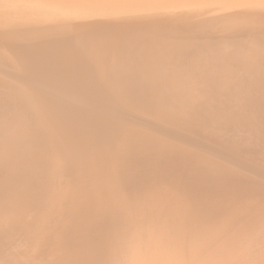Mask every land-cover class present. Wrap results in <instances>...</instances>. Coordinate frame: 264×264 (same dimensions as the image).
<instances>
[{
	"label": "bare ground",
	"instance_id": "6f19581e",
	"mask_svg": "<svg viewBox=\"0 0 264 264\" xmlns=\"http://www.w3.org/2000/svg\"><path fill=\"white\" fill-rule=\"evenodd\" d=\"M0 0V264H264V10Z\"/></svg>",
	"mask_w": 264,
	"mask_h": 264
},
{
	"label": "snow or ice",
	"instance_id": "6c2138e0",
	"mask_svg": "<svg viewBox=\"0 0 264 264\" xmlns=\"http://www.w3.org/2000/svg\"><path fill=\"white\" fill-rule=\"evenodd\" d=\"M255 0H223L225 6L230 9L244 10L254 6ZM82 7H91L100 10H117L130 5V0H88L87 3L79 4ZM260 7L264 10V0H260ZM141 250L140 241L136 236H130L126 241V254L131 257L115 262H101V264H156L154 261L136 259V255ZM195 264V262H194Z\"/></svg>",
	"mask_w": 264,
	"mask_h": 264
}]
</instances>
